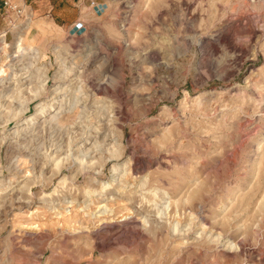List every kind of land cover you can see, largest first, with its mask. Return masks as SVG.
I'll list each match as a JSON object with an SVG mask.
<instances>
[{
	"label": "rangeland",
	"instance_id": "rangeland-1",
	"mask_svg": "<svg viewBox=\"0 0 264 264\" xmlns=\"http://www.w3.org/2000/svg\"><path fill=\"white\" fill-rule=\"evenodd\" d=\"M82 8V33L75 14L33 11L36 25L22 31V45L38 49L30 71L0 80L6 118L36 85L25 76L44 71L22 120L40 102L67 107L82 85L78 107L51 129L16 136L22 120L0 121V264H264V0ZM4 27L0 78L15 66L13 29ZM94 140L86 160L63 161L65 183L50 157L42 174L28 175L52 141L63 158L67 144ZM60 189L65 203L41 201Z\"/></svg>",
	"mask_w": 264,
	"mask_h": 264
},
{
	"label": "bare ground",
	"instance_id": "bare-ground-1",
	"mask_svg": "<svg viewBox=\"0 0 264 264\" xmlns=\"http://www.w3.org/2000/svg\"><path fill=\"white\" fill-rule=\"evenodd\" d=\"M141 6H143V5H141ZM33 24L36 25V23L34 21H30L29 20L25 24L19 25V26H15V28H13L14 38H13L12 51H11V53L8 54V57L11 60V62L14 63L15 66L18 65V66H20V68L17 69L15 66H13L11 68V71L8 74L5 73L6 76L0 78L1 82L4 81V80L13 78L11 76H16L17 75V71H23L24 73L30 71L29 67L32 64V61L35 58V56L38 54V49H37V47L31 46L28 43L26 45H22V40L24 39L23 38L22 31L24 29L29 28ZM2 43H4L5 45H7V43L3 39H2ZM86 56H89V55H86ZM4 70H5L4 68H1L0 69L1 72H4ZM73 70H74V68H73ZM41 73H44V71H41V69L36 68L35 70H33V74L32 75L25 76V79L24 80L29 81L28 83H30L32 79H35L36 85L35 86H30V87H28L29 85H27V87L29 88V91H31L30 92L31 94L29 93V95L27 97H24L23 99H21L19 97L20 100H22L20 102L21 103V107L19 109H15V110H11V111H8L7 110L9 112V115L7 116V114H8V112H7L6 113V116L7 117L6 116H5L6 118L1 117L0 118V121L7 122V121H9L11 119H14L16 122H19L20 120H22L21 115L27 109V103H28V101L30 99H33V98H36V97L40 96L42 94V91L44 90L43 83L41 84L39 82H41L43 80L45 81L46 78H45V75L44 76L43 75L41 76ZM66 74H67L66 72H61L62 77H63V75H66ZM21 80H19V81H21ZM81 86L82 85L79 84L78 87H75L74 90H76L75 92H77V94H74V96L72 97L73 98L72 101L69 99V102H68L69 105L67 107L65 106L67 102H65L63 99L55 100L54 102H52L50 104L49 103L46 104V103H42V102L36 104V106H35V113L33 114V116L22 120L21 123H18L14 127V130L11 132V134L17 136V135H19L20 131H24V134L23 135H26L27 132H30L33 135L34 133H40L45 128L46 125H47L48 128L51 129L54 126V124L62 117L63 114L64 115H65V113L70 114V113L73 112V110H75L78 107V105L80 104L81 99H82ZM18 87H19L18 85H15L14 88L13 87L12 88H13V91L15 93H18L19 96H21L22 94L18 92L19 90L17 91ZM27 87L25 89H27ZM55 89H57V88H55ZM82 108L83 109H80V113L81 114L84 115V114L88 113L87 112L88 111L87 108H84V107H82ZM98 116H96V117H98ZM81 117H82V115L80 116V118ZM0 124H2V123H0ZM23 140H24V138H23ZM71 142H73V138H69V143H71ZM96 143H97V140H94V141L91 142V144H90L89 147H85V144L79 145V147L76 150H74V151H73V148L71 149L69 147V144H67L70 149L67 147L66 150L67 149L68 150H67V153H66L65 157H63V158L61 157L60 158L61 154L63 152H65V149L62 152V148L64 146H62V143L52 141L50 143V148L47 149V151H45V152L42 153L43 163L39 167V170L37 171V170H35V167L34 166H31L30 167V170L31 171H28V175L32 174L31 172H33V174H32L33 176H35V175L38 176V175L42 174V172H43V166L45 165V162L50 161V159H53V160L54 159H58L57 162H55L53 164V168H51V170L53 172H55V174L59 177L60 183H65V181L67 180V178L65 176H59L60 173H61V171H62L61 166H62L63 161H66L68 158L70 159L71 155L73 156V154L75 155V158L74 159L76 161H81L82 162L83 160H86L87 159V155L91 153V150L92 149H95L98 146H100L99 144H96ZM98 149L101 150V147L98 148ZM25 156L26 157H29L30 160L32 161V158H31V154L30 153H27L26 152ZM49 157H50V159H49ZM71 161L73 163V159L70 160V162H69L70 165H66V167L73 168V165H71ZM12 167H13V170H14L13 172L20 173L21 170H19V168L16 165H14ZM10 171H11V169H10ZM31 179H32L31 176H29L28 178H26V181L23 182V186H27L28 183H29V181H31ZM71 179H72V177H71ZM57 193H58V196L57 197H52V198L49 197V199L43 198L41 201L42 202L51 201V202L54 203L55 206H57L59 203H65L66 200L68 199V196L66 195L67 192L64 193V191L62 189H60ZM68 203H73V196H72V200L68 201ZM128 219L129 218H127V220ZM86 221H87V219H86ZM89 221H90V219H89Z\"/></svg>",
	"mask_w": 264,
	"mask_h": 264
},
{
	"label": "built area",
	"instance_id": "built-area-1",
	"mask_svg": "<svg viewBox=\"0 0 264 264\" xmlns=\"http://www.w3.org/2000/svg\"><path fill=\"white\" fill-rule=\"evenodd\" d=\"M90 5L96 8L94 1ZM32 16L31 8L25 0H1L0 19L4 24V34L10 32L15 26L23 25L30 20ZM77 33L86 30L83 22H77L74 25Z\"/></svg>",
	"mask_w": 264,
	"mask_h": 264
},
{
	"label": "crops",
	"instance_id": "crops-1",
	"mask_svg": "<svg viewBox=\"0 0 264 264\" xmlns=\"http://www.w3.org/2000/svg\"><path fill=\"white\" fill-rule=\"evenodd\" d=\"M29 3V7L31 8L32 12H36L39 15L44 13H49L52 9L54 12L60 16L62 19H67L69 16L75 14L73 16V26L77 22H83V0H58L56 4L51 5V0H25ZM1 5V0H0ZM103 4H99V8H102ZM3 23V21L0 19ZM84 23V22H83Z\"/></svg>",
	"mask_w": 264,
	"mask_h": 264
}]
</instances>
